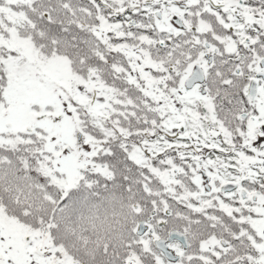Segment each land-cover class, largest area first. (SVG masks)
Wrapping results in <instances>:
<instances>
[{"label": "snow or ice", "instance_id": "snow-or-ice-1", "mask_svg": "<svg viewBox=\"0 0 264 264\" xmlns=\"http://www.w3.org/2000/svg\"><path fill=\"white\" fill-rule=\"evenodd\" d=\"M0 264H264V0H0Z\"/></svg>", "mask_w": 264, "mask_h": 264}]
</instances>
